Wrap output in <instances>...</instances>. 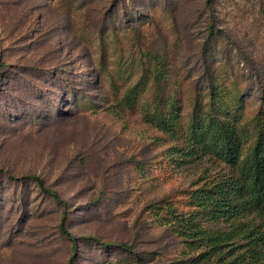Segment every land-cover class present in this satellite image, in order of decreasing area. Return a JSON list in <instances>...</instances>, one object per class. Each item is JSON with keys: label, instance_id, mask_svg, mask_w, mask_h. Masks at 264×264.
<instances>
[{"label": "rangeland", "instance_id": "rangeland-1", "mask_svg": "<svg viewBox=\"0 0 264 264\" xmlns=\"http://www.w3.org/2000/svg\"><path fill=\"white\" fill-rule=\"evenodd\" d=\"M206 1L0 0V264H135L106 242L131 246L146 264L207 250L190 249L163 223L175 221L167 212L228 233L191 199L233 169L175 151L188 142L194 98L208 94L212 70L228 98L241 96L231 107L243 106L244 156L251 150L264 99V0ZM140 81L136 102L121 103ZM159 95L180 106L175 137L147 121ZM63 212L75 252L58 231ZM239 222L264 230L255 211ZM250 240L235 251L246 262L253 250L264 256V244Z\"/></svg>", "mask_w": 264, "mask_h": 264}, {"label": "trees", "instance_id": "trees-1", "mask_svg": "<svg viewBox=\"0 0 264 264\" xmlns=\"http://www.w3.org/2000/svg\"><path fill=\"white\" fill-rule=\"evenodd\" d=\"M213 1L207 0L206 4L209 6ZM208 37L210 39L215 37L213 25L209 27ZM215 44L213 43L212 46L214 53L218 47ZM212 73L208 74L210 75L208 94L204 97L202 93H199L194 98L190 125L187 130L188 142L184 149H177L175 153L180 156V159H193L199 154L211 157L233 169V172L227 176L219 177L215 182L205 184L195 190L191 199L192 203L207 212L212 220L228 223L229 231L228 233H208L202 230L196 220L179 219L170 212L167 214L171 215V219L175 221L163 220V223L171 224L172 227L177 228L178 234L186 238L190 249L208 247L198 256L183 260L178 264H212L213 260H223L226 257L229 259L227 264H264V256H261L260 251H256L257 249L253 251L251 247L248 249V251H252L248 262L243 260L244 254H235V251L242 247L240 241L244 239L251 238L247 247L256 242L264 244V230L256 232L254 226L239 222V218L250 211H255L264 217V99L261 104L259 128L253 136V146L244 156L243 147L250 136L240 124L243 106L235 104L231 107L241 96L228 98V93H225L216 83L217 74L213 70ZM161 75L162 73L155 76V82L161 80ZM143 90H145V84L140 81L128 91L121 103L129 107L132 106ZM206 97L208 99L207 106L203 102ZM123 104L122 106H124ZM162 105L165 106L162 107ZM224 111H227L226 118H222ZM180 113L181 109L176 101L165 100L162 95H159L154 100L153 109L147 115V121L157 130L175 137L180 129ZM30 179L57 204L64 205L57 193L47 188L39 176H31ZM65 219L63 212L58 231L71 243L73 252H75L77 238L67 231ZM255 232L257 234L252 237ZM84 239L98 241L93 237ZM101 245L133 253L135 264H146L145 260L127 244L106 242ZM223 248H228L226 254H223Z\"/></svg>", "mask_w": 264, "mask_h": 264}]
</instances>
